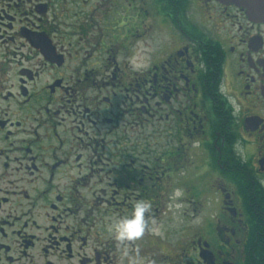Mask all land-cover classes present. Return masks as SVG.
<instances>
[{"label": "flooded vegetation", "instance_id": "flooded-vegetation-1", "mask_svg": "<svg viewBox=\"0 0 264 264\" xmlns=\"http://www.w3.org/2000/svg\"><path fill=\"white\" fill-rule=\"evenodd\" d=\"M0 264H264V15L0 0Z\"/></svg>", "mask_w": 264, "mask_h": 264}, {"label": "clouds", "instance_id": "clouds-1", "mask_svg": "<svg viewBox=\"0 0 264 264\" xmlns=\"http://www.w3.org/2000/svg\"><path fill=\"white\" fill-rule=\"evenodd\" d=\"M182 196L180 189L173 193L174 198ZM151 205L146 200H137L131 210V214L116 219L109 225V231L117 241H133L141 238L146 230V213Z\"/></svg>", "mask_w": 264, "mask_h": 264}, {"label": "water", "instance_id": "water-1", "mask_svg": "<svg viewBox=\"0 0 264 264\" xmlns=\"http://www.w3.org/2000/svg\"><path fill=\"white\" fill-rule=\"evenodd\" d=\"M236 4L240 2L244 5L245 8L248 9L249 14L254 16H263L264 15V5L263 3H259L258 1L250 0L251 2H247V0H230ZM263 1V0H260Z\"/></svg>", "mask_w": 264, "mask_h": 264}, {"label": "rangeland", "instance_id": "rangeland-1", "mask_svg": "<svg viewBox=\"0 0 264 264\" xmlns=\"http://www.w3.org/2000/svg\"><path fill=\"white\" fill-rule=\"evenodd\" d=\"M183 205V204H182ZM181 204L178 206V207H181L182 206ZM170 212H172V211H170ZM181 221V220H180ZM181 223H182V221H181Z\"/></svg>", "mask_w": 264, "mask_h": 264}]
</instances>
